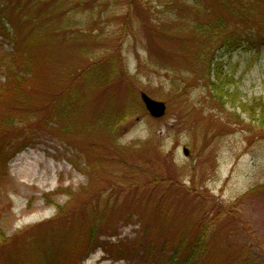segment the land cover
I'll use <instances>...</instances> for the list:
<instances>
[{"label": "rangeland", "instance_id": "1", "mask_svg": "<svg viewBox=\"0 0 264 264\" xmlns=\"http://www.w3.org/2000/svg\"><path fill=\"white\" fill-rule=\"evenodd\" d=\"M19 1L35 20L32 25L14 16L22 37L31 34L40 46L51 47V56L38 59L45 71L36 85L51 82L57 91L69 92L65 97L76 95V106L86 107L87 125L96 122V111L103 117L114 103L117 111L132 112L112 140L90 133V152L75 135L59 140L57 124L47 130L26 124L20 133L28 147L8 161L0 185V264L13 258L46 264V243L54 248L67 242L66 233L57 236L63 227L75 230L69 231L75 249L73 259L61 264H139L134 255L140 245L190 237L202 221L211 220L215 225L202 264H264V131L249 134L229 118L233 110H221L193 66L203 42L198 26L222 19V34L258 32L261 38L264 7L253 2L242 12L232 4L238 0ZM10 52L0 36V57ZM219 54L238 98L264 102V48ZM98 66L107 79L118 67L123 80L96 87L91 81L100 79ZM141 93L165 103L166 115L151 118ZM31 153L43 160L44 186L24 183L15 174L18 158ZM57 207L68 214L58 230ZM91 217H103L99 232L108 229L98 239L102 247L85 257ZM51 232L53 237H46ZM106 250L128 260H112Z\"/></svg>", "mask_w": 264, "mask_h": 264}, {"label": "trees", "instance_id": "2", "mask_svg": "<svg viewBox=\"0 0 264 264\" xmlns=\"http://www.w3.org/2000/svg\"><path fill=\"white\" fill-rule=\"evenodd\" d=\"M0 1V36L3 42L11 46V52L5 53L0 57V75L2 74L1 72L4 73L2 74L4 81L0 82L1 185V181L5 177V166L8 161L11 157L28 147L27 140L20 133L27 128L26 124L28 122L34 123L45 130L50 129L51 124H57L59 126L57 129L59 140L62 141L63 137L68 138L71 134L75 135L82 143H86V147H84L85 152H90L91 148H94L93 145H90L94 144L91 140L89 141L90 133H98L112 140L111 136H113V132L118 131L120 127L119 123L121 122L124 125L132 111L128 109L117 111L114 103L112 106L113 110L108 109L104 111L103 117L99 116V110L96 111L94 114L97 115L95 117L96 122L87 125L86 122L89 119L85 115L86 107L82 103H78L76 106V95L71 93V95L65 97L69 92L66 94L64 91H57L51 82H48L46 86L36 85L35 82L39 83L40 79L38 75H44L45 71L42 68L41 61H38V59L45 60L47 55L49 57L51 47L48 44L40 46L31 34L25 33L22 37L23 30L16 26L14 16L19 15L21 19L25 20L29 17L30 13L26 11L27 8L23 9L21 1ZM253 2L260 3L264 7L263 0H238L237 2L233 1L232 4L239 6L242 12H248V6ZM230 7H232L231 4L223 8L229 9ZM232 14L234 17H239L237 11ZM29 20L33 25L35 20ZM224 26L225 22L222 19H218L214 24L200 25L196 28L203 42L194 56L193 66L199 78L206 84L209 93L212 94V99L221 107V110L228 112L226 106H229L233 110L227 113L229 118L233 117L238 124L247 127L249 134L254 132L259 133L260 131H264V102L259 99L243 102L238 98L237 91L232 90L233 77L224 71V65L220 61L221 56L219 52L223 50L225 54L230 55L242 49L247 52L259 53L264 48V35L261 38H257L258 32L247 35L235 33L222 34ZM210 45H214V47L210 49ZM35 48L39 51L38 53L42 54L41 58L36 57L37 52L34 51ZM199 65L201 66L200 72L198 69ZM97 71H99L100 79L98 81L92 79L91 81L96 84V87H99L97 84L104 85L105 87V85L112 84L111 82L114 80L118 82L123 80L122 76L118 73V67L117 70L113 71L115 75L111 79H107V76L100 72L102 69L99 66L96 69ZM87 73L90 75L89 72ZM237 110H239V113H237ZM242 116L246 117L248 123L243 121ZM32 119H37V121H31ZM89 130L93 132L87 133ZM8 151H11V153ZM112 152L115 156L117 155L114 150ZM64 192L68 198L74 199V196L70 192H67V188L64 189ZM47 205H53V203L47 201ZM227 213L229 215V212ZM67 216L68 214L64 211V207H57L58 221L55 226L57 230L64 225L62 218L64 219ZM138 217L140 220H143L140 216ZM102 218L97 220L91 217V223H89L87 230V242L84 247L86 249L85 257L91 251L102 247V242L98 239L106 236L105 231L108 229L106 227L101 232L98 231L97 224ZM53 219H50V221ZM46 224L47 228L51 226L50 222ZM214 225V220L209 222L202 221L190 237L182 236L185 234H179L180 238L164 243L151 240L148 244L140 245L135 250L136 254L134 253V256L139 259V264H202L209 250L207 237ZM71 230L75 232L72 227L69 231L72 232ZM115 230L116 227L109 232V235H114ZM69 231L66 232L63 227L61 229L62 233L60 232L57 235L66 233L64 237L67 238V242L58 243L54 248L50 247L52 246L51 241L46 243L48 245L46 247V264H61L63 260L65 262V259L73 255L75 241H73L72 237H74V234ZM147 233L148 229L146 227L143 234L148 236ZM53 235L51 232L46 237L51 238ZM1 238L5 239L6 237L3 235ZM7 241L8 239L4 240V242ZM106 252L109 253L108 250ZM109 254L110 258L115 261L126 259V256L123 254ZM140 255L143 259L139 257ZM70 258L73 259V257H69L68 259ZM8 264H19V262H16L13 258Z\"/></svg>", "mask_w": 264, "mask_h": 264}, {"label": "bare ground", "instance_id": "3", "mask_svg": "<svg viewBox=\"0 0 264 264\" xmlns=\"http://www.w3.org/2000/svg\"><path fill=\"white\" fill-rule=\"evenodd\" d=\"M41 164H43V160L40 156L34 153L25 154L16 161L15 174L24 183L44 186L48 180V174L45 169L40 168Z\"/></svg>", "mask_w": 264, "mask_h": 264}, {"label": "water", "instance_id": "4", "mask_svg": "<svg viewBox=\"0 0 264 264\" xmlns=\"http://www.w3.org/2000/svg\"><path fill=\"white\" fill-rule=\"evenodd\" d=\"M140 98L147 113L154 119H161L166 114V105L163 102L155 101L146 94L141 93ZM186 154V153H185Z\"/></svg>", "mask_w": 264, "mask_h": 264}]
</instances>
